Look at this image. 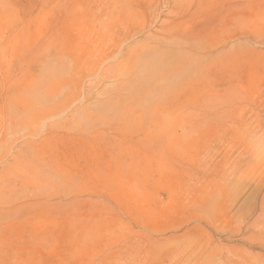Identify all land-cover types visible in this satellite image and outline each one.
I'll list each match as a JSON object with an SVG mask.
<instances>
[{
	"label": "rangeland",
	"instance_id": "374dc122",
	"mask_svg": "<svg viewBox=\"0 0 264 264\" xmlns=\"http://www.w3.org/2000/svg\"><path fill=\"white\" fill-rule=\"evenodd\" d=\"M158 1L0 0V264H264V0Z\"/></svg>",
	"mask_w": 264,
	"mask_h": 264
},
{
	"label": "bare ground",
	"instance_id": "6f19581e",
	"mask_svg": "<svg viewBox=\"0 0 264 264\" xmlns=\"http://www.w3.org/2000/svg\"><path fill=\"white\" fill-rule=\"evenodd\" d=\"M135 1H137V0H135ZM141 1V0H140ZM145 1V0H144ZM156 1V0H155ZM173 1V5L172 6H170L171 5V2ZM177 0H160V1H158L157 2V4L155 3H152L153 4V7H151V11L152 10H157L158 11V8H160V7H163V8H169L170 9V13L171 14H173L174 16L172 17V18H170L169 17V19L167 18V20H163V22H161V25H164V24H169V27H172L173 28V25L172 24H176V22H177V24H179L178 22L179 21H181L180 19H185V21L186 20H191V17H195V15L197 14V12H198V10H200V9H202V6H203V1L202 0H199V1H197L195 4H192V5H190L189 6V8L188 9H181V8H179V6L178 5H176L175 6V2H176ZM140 3V2H139ZM176 3H178V2H176ZM141 4V3H140ZM207 4H208V2H207ZM130 5V4H129ZM128 5V6H129ZM145 5H148V4H146L145 3ZM205 5V4H204ZM131 6V5H130ZM213 6V5H212ZM137 7V6H136ZM146 6H142L141 7V9H143V8H145ZM138 8V7H137ZM214 8V6L212 7V9ZM130 9V8H129ZM160 9H162V8H160ZM230 9V8H229ZM131 10H133L134 11V9L132 8ZM127 11V10H126ZM140 11V10H139ZM175 11V12H174ZM135 12H137V10L135 11ZM141 12H142V10H141ZM147 12V11H146ZM173 12V13H172ZM175 13V14H174ZM134 13H131V15H133ZM149 14H151V13H149ZM158 14V13H157ZM130 15V16H131ZM134 15H136V14H134ZM135 17V16H134ZM129 18V17H128ZM132 18V17H131ZM157 18V17H156ZM147 19V18H146ZM150 19V18H149ZM235 19V18H234ZM184 21V20H183ZM151 22H153V21H151ZM150 22V23H151ZM149 24V23H148ZM159 24V23H158ZM176 24V25H177ZM181 24V23H180ZM163 27V26H162ZM171 30V29H170ZM249 56V55H248ZM245 58H246V56H245ZM236 59V58H235ZM223 62V61H222ZM220 64V63H219ZM229 64H230V61H229ZM228 64V65H229ZM232 64H234V63H232ZM231 64V65H232ZM231 65H229L230 67H232ZM223 67V66H222Z\"/></svg>",
	"mask_w": 264,
	"mask_h": 264
}]
</instances>
